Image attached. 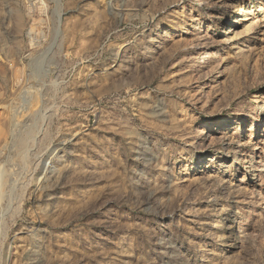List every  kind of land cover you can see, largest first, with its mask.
Returning a JSON list of instances; mask_svg holds the SVG:
<instances>
[{"label": "rangeland", "instance_id": "1", "mask_svg": "<svg viewBox=\"0 0 264 264\" xmlns=\"http://www.w3.org/2000/svg\"><path fill=\"white\" fill-rule=\"evenodd\" d=\"M0 264H264V0H0Z\"/></svg>", "mask_w": 264, "mask_h": 264}, {"label": "bare ground", "instance_id": "2", "mask_svg": "<svg viewBox=\"0 0 264 264\" xmlns=\"http://www.w3.org/2000/svg\"><path fill=\"white\" fill-rule=\"evenodd\" d=\"M201 135H203V132H201Z\"/></svg>", "mask_w": 264, "mask_h": 264}]
</instances>
